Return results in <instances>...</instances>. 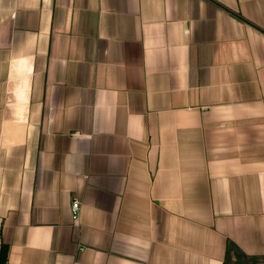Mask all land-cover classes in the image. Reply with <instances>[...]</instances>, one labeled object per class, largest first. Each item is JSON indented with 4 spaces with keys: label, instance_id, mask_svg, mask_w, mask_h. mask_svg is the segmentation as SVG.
<instances>
[{
    "label": "crops",
    "instance_id": "crops-1",
    "mask_svg": "<svg viewBox=\"0 0 264 264\" xmlns=\"http://www.w3.org/2000/svg\"><path fill=\"white\" fill-rule=\"evenodd\" d=\"M0 264H264V0H0Z\"/></svg>",
    "mask_w": 264,
    "mask_h": 264
},
{
    "label": "built area",
    "instance_id": "built-area-1",
    "mask_svg": "<svg viewBox=\"0 0 264 264\" xmlns=\"http://www.w3.org/2000/svg\"><path fill=\"white\" fill-rule=\"evenodd\" d=\"M81 206L82 204L80 200L78 198H75L71 206L72 217L75 225H78L80 221Z\"/></svg>",
    "mask_w": 264,
    "mask_h": 264
}]
</instances>
